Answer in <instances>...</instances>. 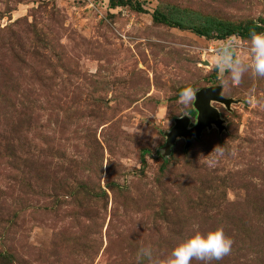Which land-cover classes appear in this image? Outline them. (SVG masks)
I'll list each match as a JSON object with an SVG mask.
<instances>
[{
    "label": "rangeland",
    "instance_id": "374dc122",
    "mask_svg": "<svg viewBox=\"0 0 264 264\" xmlns=\"http://www.w3.org/2000/svg\"><path fill=\"white\" fill-rule=\"evenodd\" d=\"M137 1L0 0V264H148L142 246L167 264L216 228L230 252L190 264H264V76L217 67L226 44L247 64L250 37L186 26L264 25V0ZM214 84L236 100L212 102L225 128L162 155L174 118L191 125L194 92Z\"/></svg>",
    "mask_w": 264,
    "mask_h": 264
},
{
    "label": "clouds",
    "instance_id": "9594fccd",
    "mask_svg": "<svg viewBox=\"0 0 264 264\" xmlns=\"http://www.w3.org/2000/svg\"><path fill=\"white\" fill-rule=\"evenodd\" d=\"M229 47L230 45H223L218 51L216 64L221 71L227 69L233 80H239L246 68H250L255 75L264 76V32L251 33L250 61L247 64L239 58H233ZM179 96L181 102L188 103L192 97V89L185 87L179 92ZM213 150L221 152L222 148L215 146ZM232 243L231 238L221 228L210 229L204 233L195 231L171 249L167 264H190L193 259L218 260L230 252ZM141 258L146 259L148 264H159L153 257L151 247L142 246L137 250V260Z\"/></svg>",
    "mask_w": 264,
    "mask_h": 264
},
{
    "label": "water",
    "instance_id": "95a60500",
    "mask_svg": "<svg viewBox=\"0 0 264 264\" xmlns=\"http://www.w3.org/2000/svg\"><path fill=\"white\" fill-rule=\"evenodd\" d=\"M221 91V85L214 84L200 87L194 92L193 107L196 111L194 122L189 125L188 115L174 118L173 125L165 132L162 155L170 152V147L177 137H182L185 140L184 147H187L190 145L191 137L198 138L203 129L215 126L218 132H221L225 128L219 110L212 102L221 103L228 109L230 103L236 100L224 96Z\"/></svg>",
    "mask_w": 264,
    "mask_h": 264
},
{
    "label": "trees",
    "instance_id": "16d2710c",
    "mask_svg": "<svg viewBox=\"0 0 264 264\" xmlns=\"http://www.w3.org/2000/svg\"><path fill=\"white\" fill-rule=\"evenodd\" d=\"M111 6L115 5H129L131 8L142 11L141 4L137 0H108ZM154 21L164 22L171 26H184V22L179 18H170L165 13L155 10L152 13ZM199 35L212 36L215 38H224L231 34L238 36L250 37L251 33L264 32V25L257 24L253 20H248L240 24L225 22L212 15L200 16L196 22L186 25Z\"/></svg>",
    "mask_w": 264,
    "mask_h": 264
},
{
    "label": "bare ground",
    "instance_id": "6f19581e",
    "mask_svg": "<svg viewBox=\"0 0 264 264\" xmlns=\"http://www.w3.org/2000/svg\"><path fill=\"white\" fill-rule=\"evenodd\" d=\"M207 64H208V62H207Z\"/></svg>",
    "mask_w": 264,
    "mask_h": 264
}]
</instances>
